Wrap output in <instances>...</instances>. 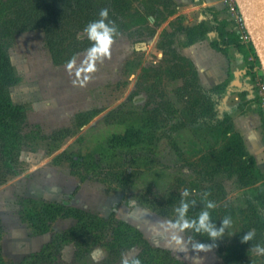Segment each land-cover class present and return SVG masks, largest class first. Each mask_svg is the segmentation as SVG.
Masks as SVG:
<instances>
[{"label":"rangeland","instance_id":"obj_1","mask_svg":"<svg viewBox=\"0 0 264 264\" xmlns=\"http://www.w3.org/2000/svg\"><path fill=\"white\" fill-rule=\"evenodd\" d=\"M21 1L0 0V32L6 25L10 34L0 40V130L9 139L0 138V264H122L154 254L160 264H235L242 250L243 264H264L254 251L264 247V176L245 151L222 161L229 144L215 137L231 116L236 76L210 82L187 50L192 26L210 39V9L187 17L175 0ZM103 8L116 31L107 52H93L100 39L84 28ZM131 125H144L146 142L109 149L111 133ZM182 201L185 219L207 210L214 227L231 223L216 238L181 229ZM74 210L109 222L80 227ZM120 222L141 234L129 246L112 234Z\"/></svg>","mask_w":264,"mask_h":264},{"label":"crops","instance_id":"obj_2","mask_svg":"<svg viewBox=\"0 0 264 264\" xmlns=\"http://www.w3.org/2000/svg\"><path fill=\"white\" fill-rule=\"evenodd\" d=\"M175 1L181 3L179 6L183 7L182 12L186 13L187 17L191 16L195 8L210 9V39L196 40L187 46V50L196 68L206 73L210 82L222 84L231 80L230 76H236L231 80L234 81V90L230 93L233 128L240 133L247 152L254 158L264 176V118L253 96L250 98L244 92L248 58L223 35L224 32L235 33L227 24L228 13L224 0ZM199 16L200 19L205 18L201 13Z\"/></svg>","mask_w":264,"mask_h":264},{"label":"trees","instance_id":"obj_3","mask_svg":"<svg viewBox=\"0 0 264 264\" xmlns=\"http://www.w3.org/2000/svg\"><path fill=\"white\" fill-rule=\"evenodd\" d=\"M23 1L24 0H22L19 3V6L22 4ZM18 23H20V22L16 21V23L11 22V24H8V25H13V24H18ZM3 27H4V30L0 32V40H1V38L5 37L7 35H10L8 32V26L4 25ZM204 29H205V26L204 25L202 26V24L198 25V26L195 25V26L190 27L187 31L188 35L190 36L189 44L193 43L196 40L204 38ZM194 32L197 33L198 37H196L197 35L191 36V34H193ZM223 35H225L227 37V40L229 43L234 44L238 50L242 51L246 58H248V56H250V54H251L254 58V61H256V64H258V66H259V62H258V59L255 55V51H254V48L251 44L250 39L248 41H246L247 44H245V42L240 40L238 38L239 36L235 33L230 34L228 32H224ZM3 45H4V43L0 42V52L2 51ZM0 71H1V68H0ZM247 72H249V74H251V75H253V73H254V67L252 66V63L249 60H247V68H246L245 73H247ZM251 78H252V76H251ZM215 118L216 117H214V119ZM218 119L219 118L217 117L215 120L217 121ZM221 120L224 122H227V123H225L226 125L224 127L221 126L220 124L215 125L216 128L214 127V130L217 133L215 135V137L218 138V140H224L225 139V140H227V142L229 144V146L227 147V151L224 153L222 152L223 154L221 153V155L219 156V157L222 156L221 157L222 161H223V159L224 160L230 159L232 154H234V152H236V151L239 154H241L243 151H245L246 155H248V159L250 161L252 160L253 163L255 164V166L257 167L254 158L247 152L240 133H238L236 130H234L232 120H231V116L229 115V117L228 116L226 117V115H225ZM144 125H137V126L131 125V126L126 127L122 132L111 133V135L108 139L109 149H116L117 147H125V148L135 150V149H137V147H141L144 144V142H146V138L148 137V134H145V132H144ZM4 129H5V127H3L2 130H0V138L1 139L6 138V140L9 141L8 137L5 136V134L3 133ZM236 141H238V142H236ZM235 145H237L236 148H235ZM95 149H97V147H93L92 149H89V152L86 153V155L88 156V159L84 158V163H86L87 165H91L90 159H91L92 152ZM232 150H235V151L233 152ZM214 154H216L215 148L210 147V155H214ZM257 170L262 175V173L260 172V169L258 167H257ZM4 176L6 177V172L5 171L0 172V179H2V177H4ZM51 206L54 208V210H60L63 208L60 205H58V206L51 205ZM66 210L71 211L72 208H67ZM74 211H77L80 227H83V228L87 227V226L91 227L93 225L97 226L99 224H105L106 222H109L108 218L107 219L101 218V217L99 218L97 215L87 214L83 210H74ZM26 215H27L28 219H31V216H29V214L26 213ZM38 216H39V213H37L36 217H38ZM0 227H1V225H0ZM121 227H123V230H121ZM47 229L48 228L45 227V228H42L41 230H38V231L40 233L46 232ZM116 233L120 234L119 236H117V240L119 242L125 240L124 242L128 246L133 243V241H134L133 239L138 238L139 235L141 236L140 232L132 229L131 226L125 222H120L119 231H112V234H116ZM54 241H55V237L52 236L49 243L44 245L40 249V252H38L37 255L42 256V254L45 253L42 251L49 248V247L51 248ZM45 255L48 256L49 254H45ZM154 255H151L152 257L150 259L143 260L141 262V264H160V263L154 262V260L156 259V257ZM244 257H245L244 252L242 250V252L240 254H238V256L236 257V260L234 263L235 264H243V261L245 259L244 260H242V259ZM245 264H251V263L249 261H246Z\"/></svg>","mask_w":264,"mask_h":264},{"label":"clouds","instance_id":"obj_4","mask_svg":"<svg viewBox=\"0 0 264 264\" xmlns=\"http://www.w3.org/2000/svg\"><path fill=\"white\" fill-rule=\"evenodd\" d=\"M99 16L101 17V19L90 21L85 26L84 31L87 32L90 37L92 38L99 37L100 39L101 46L98 49H93L92 50L93 52H96V51L107 52L108 45L111 40L110 33L115 32L116 29L114 27L106 26L104 22L103 18H106L108 16L107 8L101 9L99 12ZM109 24H112V22L109 21ZM98 29L102 30V34L97 31ZM72 63L73 61L70 60L67 66L71 68ZM188 194H189L188 189H185L184 192L182 193V196H188ZM188 206H189L188 202L182 201L181 205L176 209V211L180 214L181 223L179 224V227L181 229L185 227L194 228L195 231L197 232L203 231V232H206L209 237L216 238L223 233L224 227L231 223V220L225 217L222 220L221 226L219 228L214 227L213 224L209 222V215H208L207 210L202 211L199 214L197 219H185L184 217H185V213H186ZM207 207L208 208L214 207L213 202L208 201ZM172 227H176V224H173ZM252 235H253L252 232H247L241 237V240L247 241L252 237ZM172 239L177 240V242L179 241V237L175 235L172 236ZM212 246H213L212 244H206L202 242H197L194 245V247L198 249H203V248L212 247ZM254 251L256 252L257 255H264V247H261L260 245H256L254 247ZM122 264H141V260L139 258H132L130 260V259L123 257Z\"/></svg>","mask_w":264,"mask_h":264},{"label":"water","instance_id":"obj_5","mask_svg":"<svg viewBox=\"0 0 264 264\" xmlns=\"http://www.w3.org/2000/svg\"><path fill=\"white\" fill-rule=\"evenodd\" d=\"M236 4L264 75V0H236Z\"/></svg>","mask_w":264,"mask_h":264},{"label":"built area","instance_id":"obj_6","mask_svg":"<svg viewBox=\"0 0 264 264\" xmlns=\"http://www.w3.org/2000/svg\"><path fill=\"white\" fill-rule=\"evenodd\" d=\"M224 2L227 13L232 19V30L238 34L240 40L245 42L248 41L249 35L245 29L244 21L237 7L236 0H224ZM251 87L253 98L264 118V75L261 68L260 71L254 72Z\"/></svg>","mask_w":264,"mask_h":264}]
</instances>
